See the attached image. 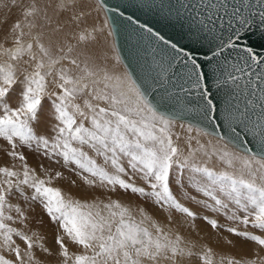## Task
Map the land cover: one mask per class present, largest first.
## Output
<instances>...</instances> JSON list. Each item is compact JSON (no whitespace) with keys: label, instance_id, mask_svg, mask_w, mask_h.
<instances>
[{"label":"snow or ice","instance_id":"snow-or-ice-1","mask_svg":"<svg viewBox=\"0 0 264 264\" xmlns=\"http://www.w3.org/2000/svg\"><path fill=\"white\" fill-rule=\"evenodd\" d=\"M96 4L111 17L71 34L60 17L83 12L84 0L0 5V140L13 162L0 166V264H257L217 256L174 228L222 231L264 249V55L255 51L264 48V0H128L127 15ZM145 11L155 19L141 22ZM68 19L80 28L81 15ZM105 28L135 37L120 72L89 47ZM185 117L196 123L180 124L181 147L173 129ZM22 204L54 226L55 252L28 234Z\"/></svg>","mask_w":264,"mask_h":264},{"label":"bare ground","instance_id":"bare-ground-1","mask_svg":"<svg viewBox=\"0 0 264 264\" xmlns=\"http://www.w3.org/2000/svg\"><path fill=\"white\" fill-rule=\"evenodd\" d=\"M19 2L21 4H26V3H30L31 0H19ZM39 2L41 4H44V3H53L54 4L56 2V0H39ZM3 3H4V0H0V5H2ZM79 3H80V0H77V4H79ZM84 3L86 5H88V7H85L83 9V12H81L80 8L77 7V9L79 11H78V13L76 12L77 15H81V20L83 19L85 21L84 24L88 23L87 26L84 27V28H87L88 31H92L93 25H95L97 28L102 27L103 21L105 19V15H104L103 11L100 8L97 7L96 1L94 0V3H93V1L91 2V1H88V0H84ZM7 14L8 13L5 10L3 15H7ZM49 14L50 15L53 14V10L52 9H49ZM98 14H102L103 18H101V19L99 18L98 19ZM18 15H19V9H13L12 12H11V19L12 20L16 19ZM60 18L61 19L65 18L63 20H67L68 21L67 24L69 26V28H68L69 34H71V32H74V31H80L77 28H75L73 24H71L69 22V19H68L69 18V14H68V12L64 13V15L62 17H60ZM97 19L99 21H97ZM102 19H103V21H102ZM83 20H82V22H83ZM80 25H81V22H80ZM107 31H108V29L105 28L102 32L95 33V35L98 38L100 36H102V35L103 36H107ZM111 39H112V37H111ZM73 43H75V41H73ZM89 47H90V49L92 51H94L97 54V56H98L97 62L99 64H101V65H104L105 67H107L109 69L110 68V64L108 62H106L104 59H101V53H100L101 42H99V40H96V41L92 42L89 45ZM116 55H117L116 52H113V56H114L113 61H115V56ZM113 56H112V58H113ZM113 61H111V62H113ZM117 65L121 66L122 70H123V66H122L121 63L117 64ZM45 101L48 102L45 105V107H47L50 104V101H48L47 99ZM181 123L182 122L178 121L177 124H176V127L173 129V131L174 132H178V134L181 136V141H179L178 143H180L181 147H183V140L186 138V133L184 132L183 129L180 128V124ZM210 139H212V138L211 137H202L201 138L202 142H204V143H206ZM212 143L215 144L216 141L212 140ZM7 150H8V146H7L6 142L0 140V166H4L5 162H7L9 165L11 163H13L10 159H8L5 156H3V153H5ZM18 150L24 151V149H18ZM98 162L102 163V161H99V160H98ZM16 163L18 164L19 162H16ZM29 163L33 164L34 161L32 159H29ZM44 163H45V165H47L48 162L44 161ZM209 166H215L217 168L222 167L221 165L216 164L215 161L210 162ZM55 170H60V169L58 167H55V166L53 168H49L50 172L51 171H55ZM64 175L68 176L69 180L75 179V177L69 175L67 171H64ZM77 183H78L79 187L69 188V185L67 183L63 182V181H54V184H57V186H61L65 191H70L74 195L80 196L83 193L87 192V193H90L91 196L96 198V199L107 200V198H108L107 196H105L103 194H98L97 191L87 188L86 186H84L82 184V182L77 181ZM112 198L114 199L115 197H112ZM122 202L125 203V204H130V206L133 209H135L136 204L138 203V201H134L131 197H123L122 198ZM182 202L186 203V206L192 207V205L188 204L186 201H182ZM21 206L26 209V213L29 216L28 225H30V227H33V228L35 227L34 229L32 228V231L28 232V234L31 235V233L34 231V232L39 233L42 236L46 235V236H44L45 240H46V244L50 243L51 245H53L56 248L57 246H55L54 243L52 242L53 241V237L55 235V228H54L53 225H51L49 223L47 217L42 213L41 209L38 206H36L35 210L33 211L27 205H23L22 204ZM141 206H143V205H141ZM196 210L199 211V209H196ZM149 211L151 212L150 209H149ZM165 215H167V214L165 213ZM154 218L158 219V217H156L155 215H154ZM211 218H216V217L213 216ZM40 219H43V221H44L43 224L39 223ZM221 222L225 223V224L228 223L227 221H221ZM168 227H174V226L169 225ZM27 228H29V227H27ZM43 230L47 231L48 233L46 232V234L43 235V232H44ZM174 230H178L180 232V234L185 237V239L192 240V241L196 242L198 247H199L200 244H206L209 247H212L213 251L217 254V256H219V255H229V256H234L235 258H238V259L239 258H243L245 260L254 259V260L257 261V264H259L260 258L264 257V249H260L258 246L254 245L252 243L243 244L239 240H236V238L231 237L230 234L223 233L222 231L221 232H217V233H212L210 235V230L201 231V230L197 229L195 231H192L191 235H189V230L187 229V227H183L182 226V227H179V228H174ZM249 230H251V229H249ZM225 236H227L229 239L235 240V246L223 243V241L225 239ZM69 248H70V251H77L75 246L69 245ZM53 264H55V260H53ZM185 264H197V261L195 260V258H193L191 261H186Z\"/></svg>","mask_w":264,"mask_h":264},{"label":"water","instance_id":"water-1","mask_svg":"<svg viewBox=\"0 0 264 264\" xmlns=\"http://www.w3.org/2000/svg\"><path fill=\"white\" fill-rule=\"evenodd\" d=\"M96 1V0H95ZM104 4L107 7H114V6H121L123 8H125V12L124 14L127 15L130 12H133L134 9L131 8H126V5L128 4V0H104ZM104 13V12H103ZM105 18L106 15H108V17L110 18L112 14H105ZM137 16H139L140 21L144 22V21H152L155 18L151 15V14H146L145 12H137L136 13ZM162 23V22H161ZM114 28H119L120 25L119 23H114L113 24ZM179 29H176V31H178ZM174 31L172 28L168 27V28H164V32L170 33ZM115 39L116 42V54H119L121 57V64L124 67V65L132 59V53L135 49V37H130L128 32L122 31L119 35L112 37V44H113V40ZM252 40H257L256 36H253L251 38ZM184 43H187V41H184ZM255 51L259 52L261 55H264V48H259L257 47L255 49ZM202 59V55L200 57ZM213 91H215V86H212ZM221 107H223V104L221 103L220 105ZM180 122H184V123H188V122H192L193 124L196 123L195 118L193 117H185L183 120H181Z\"/></svg>","mask_w":264,"mask_h":264},{"label":"rangeland","instance_id":"rangeland-1","mask_svg":"<svg viewBox=\"0 0 264 264\" xmlns=\"http://www.w3.org/2000/svg\"><path fill=\"white\" fill-rule=\"evenodd\" d=\"M88 1H93V3H94V0H88ZM75 10V13L77 12L78 13V9L76 8V9H74ZM73 10V11H74ZM77 10V11H76ZM73 11H69L68 12V14H69V17H70V15L73 13ZM72 12V13H71ZM73 15V14H72ZM71 15V16H72ZM101 19V18H103V15L102 14H98V19ZM63 19H65V18H63ZM62 19V20H63ZM97 19V21H99ZM83 20V19H82ZM82 20L80 21L81 22V25H80V28H78V30H81V29H83L84 27H86L87 26V24L85 23L84 24V20H83V22H82ZM65 23H68V21L67 20H63ZM102 21H103V19H102ZM98 40H99V42H101V49H100V53H101V59H104L106 62H108L109 64H110V68H109V70H115V71H117V72H120V71H122V67L121 66H119V65H117L116 64V62L115 61H113V59H114V56H113V51L111 50L112 49V39H111V37H107V36H100L99 38H98ZM112 56H113V58H112ZM103 60V61H104ZM111 61H113V62H111ZM102 66H104V65H102ZM119 66V67H118ZM121 67V68H120ZM45 103V105L48 103L47 101H45L44 102ZM48 107V106H47ZM46 107V108H47ZM183 123V122H182ZM175 133H178V132H175ZM199 198V197H198ZM28 227L29 228H27V230H28V232H31L32 231V228L33 227H30V225H28ZM35 228V227H34ZM33 228V229H34ZM44 231V230H43ZM46 232L47 231H44L43 232V235L44 234H46ZM48 233V232H47ZM30 235V234H29ZM48 235V234H47ZM44 236H46V235H44ZM53 242V241H52ZM46 246L47 247H49L53 252H55L56 251V248L53 246V245H51L50 243L49 244H46Z\"/></svg>","mask_w":264,"mask_h":264}]
</instances>
